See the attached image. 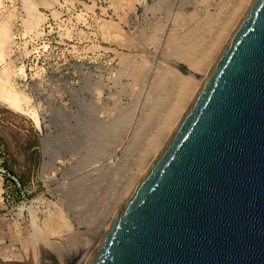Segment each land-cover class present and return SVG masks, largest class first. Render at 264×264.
Segmentation results:
<instances>
[{
    "label": "rangeland",
    "instance_id": "rangeland-1",
    "mask_svg": "<svg viewBox=\"0 0 264 264\" xmlns=\"http://www.w3.org/2000/svg\"><path fill=\"white\" fill-rule=\"evenodd\" d=\"M242 1L0 0V264L83 253ZM90 113L118 125L94 166Z\"/></svg>",
    "mask_w": 264,
    "mask_h": 264
},
{
    "label": "water",
    "instance_id": "water-1",
    "mask_svg": "<svg viewBox=\"0 0 264 264\" xmlns=\"http://www.w3.org/2000/svg\"><path fill=\"white\" fill-rule=\"evenodd\" d=\"M80 264H264V0Z\"/></svg>",
    "mask_w": 264,
    "mask_h": 264
},
{
    "label": "bare ground",
    "instance_id": "bare-ground-1",
    "mask_svg": "<svg viewBox=\"0 0 264 264\" xmlns=\"http://www.w3.org/2000/svg\"><path fill=\"white\" fill-rule=\"evenodd\" d=\"M243 1H242L241 5L243 4L244 6H242V7L240 6L241 8H238L239 9L238 10L239 12H236V15H233L234 17L231 19V21L228 24L227 28H225L222 31V33L219 36H217V39H215V42H213L212 46L206 51V53L201 57V59H199V62H198L197 67H196V65L194 66L195 69H193L194 67L193 68L188 67L192 71V75H187V72H189V70L187 69V67H186L185 70L181 71L182 73L186 74L185 75L186 76L185 78L188 79V80L186 81L187 84L184 85V87L182 86L183 83H185L184 80H182L183 83L181 82L182 85H180V86L182 88L180 87L181 88V91L178 94L179 97L177 99L179 101L177 103L178 106L177 107L176 106L175 107L173 106L174 108L171 109L172 110V111H170L171 113L168 112V113H170V115L167 116V121H165V123L163 122L164 123V126L162 125L161 128L159 127L160 129L159 128H156L157 130L158 129L159 130L154 134V136H152V141L153 142H152L151 147H150V149L152 148V150L149 151L150 150L149 149L147 151V154L148 153L149 154L148 155L145 154L146 156L144 158H142V160L139 162V165H137V170L135 171V173L133 172L134 173V176L136 175L135 178L130 181L129 178H131V176L128 175L129 176L128 182L130 181L129 185H125L127 187L126 188L124 187L125 189H123V190L121 189L122 190V193H121L120 197L118 195L119 198L117 197L118 199H117V201H115L116 203H114L115 205H113L112 210H110V213L109 214L106 213V215L107 214L108 215L105 217L104 222L103 223L101 222L100 223L101 225H99L98 228L95 227L96 230H94V232L92 234H90V237L87 238V239H85L83 241L82 245H80L81 250L83 251V253L80 256L78 255L79 257L75 261H73L71 264H80L81 263V261L87 255V253L89 252V250L92 248V246L94 245V243L96 242V240L98 239V237L100 236V234L102 233V231L104 230V228L106 227L107 223L109 222L110 218L112 217L113 213L117 209V207L120 204V202L122 201V199L125 197V195L129 191V189L132 187V185L134 184V182L140 176V174L142 173V171L145 169V167L147 166V164L149 163V161L151 160V158L153 157V155L155 154V152L159 148L160 144L171 133L172 129L174 128V126L176 125V123L180 119L181 115L185 111V109L188 106L190 100L192 99L193 95L195 94L197 88L199 87L200 83L202 82L203 78L205 77L207 71L209 70L210 66L212 65L213 61L215 60L216 56L218 55L219 51L221 50L222 46L224 45L225 41L229 37L230 33L232 32V30L236 26L237 22L239 21V19L241 18L242 14L244 13V11H245L248 3L250 2V0H243ZM187 76H190V77L187 78ZM90 114L87 115V119L89 120V124L91 125L90 128H92V130H93V132L91 134H94V140L97 142V144L96 143L95 144H96V146L99 147V149H101V152L99 151L101 153L100 158L94 159L93 158V155H95V153H93V155L91 156L94 159V161L91 160L93 162V163L91 162V166H94L95 163H97L100 159H102L103 156L109 155L112 152V149L111 150L109 149L107 151H104V148H105L104 145H106V144L107 145H110V143H112V141L114 139H112V137H111V141L109 140L110 139L109 132L110 133H115V128H117L118 125L115 126L112 122L109 123V124L99 123L98 120L95 118V115H92V113H90ZM90 122H92V123H90ZM160 124H162V123H160ZM79 126L80 125H77L76 121L73 122V123H71V128H76V130H77V128H80ZM66 130H67V128L66 129L65 128H60V132L57 133V134L55 133V135H51L49 132H47L48 134H46V135L49 138V140L46 137V139L48 141L46 143L44 142V145L42 144L44 146L43 148H44L45 154H48L49 155V153H50V150L48 149L49 148L48 142L52 141V142L55 143V140L54 139H58V137L61 139V137H64L63 135L66 133ZM78 130H80V129H78ZM88 137H90V136L88 135ZM88 137H87V139H88ZM54 143H50V144H54ZM58 145H59V143H58ZM51 146L53 147V145H50V148H52ZM154 146H156L155 149H153ZM54 148H55V144H54ZM58 148H55V150H54L55 153H53V149H51V152H52L51 154H54V155H52L53 156V161L59 160V158H61L62 155H63L62 153H63L64 150L61 148L63 150L61 152ZM78 149H79V147H76L75 149H67L65 152L70 155L72 153H77ZM85 170H87V169H85ZM58 254H61V253H58ZM58 259H59V257H58ZM64 261H66V258L64 259ZM62 263H63V261L60 262V264H62Z\"/></svg>",
    "mask_w": 264,
    "mask_h": 264
},
{
    "label": "built area",
    "instance_id": "built-area-1",
    "mask_svg": "<svg viewBox=\"0 0 264 264\" xmlns=\"http://www.w3.org/2000/svg\"><path fill=\"white\" fill-rule=\"evenodd\" d=\"M0 172L2 173L3 172V170L2 169H0ZM11 178L13 179V180H15L12 176H11Z\"/></svg>",
    "mask_w": 264,
    "mask_h": 264
}]
</instances>
